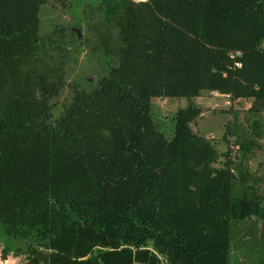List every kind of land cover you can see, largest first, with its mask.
Here are the masks:
<instances>
[{
    "label": "trees",
    "instance_id": "16d2710c",
    "mask_svg": "<svg viewBox=\"0 0 264 264\" xmlns=\"http://www.w3.org/2000/svg\"><path fill=\"white\" fill-rule=\"evenodd\" d=\"M67 1L0 0L5 254L24 264H229L234 222L263 218L262 198L229 153L216 165V146L191 126L200 106L175 111L168 139L151 100L210 90L264 114V0H101L83 41L103 74L91 89L75 85L54 117L65 72L42 53L64 49L72 30L44 36L39 13ZM250 126L242 156L264 136V120Z\"/></svg>",
    "mask_w": 264,
    "mask_h": 264
},
{
    "label": "rangeland",
    "instance_id": "374dc122",
    "mask_svg": "<svg viewBox=\"0 0 264 264\" xmlns=\"http://www.w3.org/2000/svg\"><path fill=\"white\" fill-rule=\"evenodd\" d=\"M100 2L101 0H68L64 8L58 3L53 5L54 8L50 4L40 7V32L44 36L52 34V30L59 25L72 30L64 49L52 47L42 53V57L48 62L60 63L65 72L64 85L51 101L54 117L61 112L64 103L70 100L75 85L91 89L103 74L104 69L95 61L92 49L83 41L89 34L86 25L92 16L91 12ZM75 31L79 32L80 42L83 41L79 46L74 42ZM190 102L201 108V114L191 126L195 132L205 136L216 146L219 152L216 165L221 166L226 158L225 154L229 153L234 164L240 163L247 168V185H255L264 204V136L256 138L257 146L246 156H242L239 149L241 142L254 137L250 124L256 118L264 120V114L255 116L247 111L250 99H231L217 91L204 90L200 96L191 99L153 98L152 118L168 139L173 135L175 111ZM254 177L257 178L255 182ZM240 188L238 185L235 192L239 194ZM5 241L0 234V264H24V256L14 257L11 252L5 254ZM261 261H264V217L252 216L234 222L229 264H260ZM162 264L167 263L163 261Z\"/></svg>",
    "mask_w": 264,
    "mask_h": 264
},
{
    "label": "built area",
    "instance_id": "2783aa9c",
    "mask_svg": "<svg viewBox=\"0 0 264 264\" xmlns=\"http://www.w3.org/2000/svg\"><path fill=\"white\" fill-rule=\"evenodd\" d=\"M235 65H236V66H238V65H239V63H237V62H236V63H235ZM225 96H226V97H229V95H225Z\"/></svg>",
    "mask_w": 264,
    "mask_h": 264
},
{
    "label": "water",
    "instance_id": "95a60500",
    "mask_svg": "<svg viewBox=\"0 0 264 264\" xmlns=\"http://www.w3.org/2000/svg\"><path fill=\"white\" fill-rule=\"evenodd\" d=\"M77 32V34H78V38L80 37V35H79V32L78 31H76Z\"/></svg>",
    "mask_w": 264,
    "mask_h": 264
}]
</instances>
